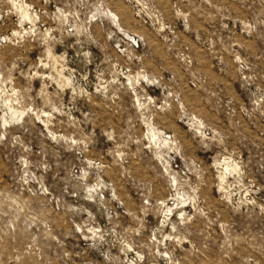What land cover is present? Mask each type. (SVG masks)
I'll return each instance as SVG.
<instances>
[{"label": "rangeland", "instance_id": "obj_1", "mask_svg": "<svg viewBox=\"0 0 264 264\" xmlns=\"http://www.w3.org/2000/svg\"><path fill=\"white\" fill-rule=\"evenodd\" d=\"M0 264H264V0H0Z\"/></svg>", "mask_w": 264, "mask_h": 264}, {"label": "bare ground", "instance_id": "obj_2", "mask_svg": "<svg viewBox=\"0 0 264 264\" xmlns=\"http://www.w3.org/2000/svg\"><path fill=\"white\" fill-rule=\"evenodd\" d=\"M24 16H27V15L24 14ZM27 17H28V16H27Z\"/></svg>", "mask_w": 264, "mask_h": 264}]
</instances>
